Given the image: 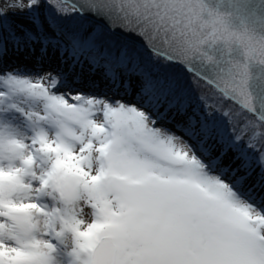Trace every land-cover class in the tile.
I'll return each mask as SVG.
<instances>
[{"label": "snow or ice", "instance_id": "obj_1", "mask_svg": "<svg viewBox=\"0 0 264 264\" xmlns=\"http://www.w3.org/2000/svg\"><path fill=\"white\" fill-rule=\"evenodd\" d=\"M63 4H11L30 26L13 27L0 9V264H264V74L250 71V61L264 65V36L231 30L203 0H115L122 32L176 42L174 55L193 65L186 70L225 83L256 116L234 135L194 107L170 67L179 59L158 51L144 57L129 36L105 35L99 24L86 36L91 22L71 18ZM98 7L73 11L99 17ZM108 31L115 32L111 24ZM209 41L229 52L239 45L243 61L217 59L203 48ZM36 45V72L2 67L10 49L34 54ZM49 47L60 67L41 74ZM194 57L214 71L196 68ZM84 60L93 73L104 69L113 93L132 95L137 77L143 107L82 91L67 93L70 103L57 93L81 83L76 68ZM217 143L223 149L213 155ZM228 150L236 168L222 166ZM81 201L91 222L80 216Z\"/></svg>", "mask_w": 264, "mask_h": 264}, {"label": "water", "instance_id": "obj_2", "mask_svg": "<svg viewBox=\"0 0 264 264\" xmlns=\"http://www.w3.org/2000/svg\"><path fill=\"white\" fill-rule=\"evenodd\" d=\"M203 2L208 10L220 14L226 20L231 30H248L258 36H264V0H203ZM89 3H95L99 6L98 10L101 12V16L98 17L92 11L87 10L83 11V15L81 16L80 12L73 11V5L80 9L82 6H86ZM63 6L68 7L79 18L90 21L92 26H96L97 24L102 25L104 32L106 31L110 35L116 34L129 36L135 41L139 48L146 53L153 55L158 51L162 54L173 55V58L179 59L180 62L173 63L172 65L193 75L201 82L221 94L226 100L231 103L233 102V104L242 111L256 119V116L247 112V110L242 107L239 100L231 98L230 90L227 89L225 83H209L208 80L201 78L197 71L186 70L193 69V65L185 63L183 55L178 58L174 55L175 51L178 50V44L176 42L173 41L168 44H162L158 39L152 40L149 39L148 36L142 38L140 36L133 35L132 33L122 32L121 27L125 25L124 12L117 9L115 6V0H64ZM203 16L205 19H208L209 11H205ZM109 24H111L114 28V33H110L108 31ZM145 41H147V43H145ZM149 46H151V51L149 50ZM203 48L205 51L216 56L217 59L231 57L243 61L242 50L237 44L232 45L230 52L226 49L223 41H218L216 43L209 41L207 44L203 45ZM157 58H159V56ZM194 59L196 68H199V65L204 63L205 69L208 72L214 71L215 65L202 62L196 57H194ZM250 71L254 76L256 74H264V65L257 61H250Z\"/></svg>", "mask_w": 264, "mask_h": 264}, {"label": "rangeland", "instance_id": "obj_3", "mask_svg": "<svg viewBox=\"0 0 264 264\" xmlns=\"http://www.w3.org/2000/svg\"><path fill=\"white\" fill-rule=\"evenodd\" d=\"M17 3H24L26 5L27 4V0H2L1 1V6L6 8L5 11L7 12V17H9L11 25L13 27L20 26V25L30 26L29 21L27 19V14L26 13H21L20 9L18 7H9L11 4H17ZM91 29L92 28L89 27L88 30L85 32V34H88L91 31ZM50 56H51V58L55 57V56H53V54H51ZM17 61L20 62V60H17ZM69 63H71V61H69ZM2 66H5V64H2ZM84 66H85L86 72L88 70V73L85 74L86 76H83L84 79L87 78L88 81L92 80V81L99 82V85H100L99 88H101V90H102L104 84H106L105 83L106 80L103 78V72L98 71L96 69L95 73H93L91 71V65L88 63L87 60H84ZM59 67L60 66L54 68L53 66H49V65L47 66V64H46L42 68L43 70L46 69V71L44 70L43 74L49 73L47 70H49L50 72H54ZM19 68L30 70L31 72H36L35 69L33 70V65L29 64V63H27V64L22 63V64H20ZM64 68H65V70H67V66L64 65ZM77 68H80L79 65L77 66ZM69 81H70V83H72V79H70ZM45 82L47 83V81H45ZM130 83H131V86L134 89L139 90L140 81H139V79L137 77H132ZM55 91L57 93H65L66 94V98H69V102L70 103H72L73 101L70 99V97L67 96V93L71 92V93L75 94V92L82 91L85 94L94 95V96H98V97L99 96H104L105 98L111 99V100L120 99V100H123L127 104H136L137 107H143L142 103H137L136 95L134 96V100L133 99L131 100L129 97H125V95H123V90L120 93H113L111 91V89H108L107 92L105 90L104 91H100V92H95V91H91L90 92V91L83 90V89L81 90V88H72L71 89V88H66V87H58ZM198 98L202 99V101H200L201 105L199 104V106L202 108V110L204 112L207 111L208 113L213 114L215 116L216 120H217L218 116L220 117V115L218 114L219 113L218 107L215 106V105H211L210 102H208L205 98H201V97H192L193 104H195V102H197L196 99H198ZM209 105L211 106V109L208 110V106ZM144 110L147 111L148 109H144ZM199 112L201 113L200 110H199ZM191 114H192L191 109H189V115H191ZM201 114H203V113H201ZM99 116H101V118L103 119L102 112H98L95 115L94 118L97 120V118H99ZM178 119H179V117H178ZM234 119H235V122H233V123H236L237 119L235 118V116H234ZM226 122H228V123L230 122V117H229V120L226 121ZM156 126L157 127H167L162 122H157ZM169 128H172V127L170 126ZM172 130H173V128H172ZM174 132H176V131H174ZM176 135L182 137L181 133H177L176 132ZM245 139H246V136H245ZM184 141H187V137H183L182 138L181 142H184ZM222 149H223V145L218 143L215 146V151H214L213 155L218 154L219 152L222 151ZM234 156H235V153L232 152L231 150H228L227 154L224 155V157H223L222 166H224L226 168L229 167V166L231 168H236L238 166V164H239V161H235L234 160ZM242 174H243L242 172L241 173H237V175H242ZM254 179H255V177H253L251 180H249L248 181V185L253 183ZM246 187H247V185H246ZM80 216H81L82 219L85 220L86 223L87 222H91V220L93 219L92 209H91L90 205L86 204L83 201L80 202Z\"/></svg>", "mask_w": 264, "mask_h": 264}, {"label": "trees", "instance_id": "obj_4", "mask_svg": "<svg viewBox=\"0 0 264 264\" xmlns=\"http://www.w3.org/2000/svg\"><path fill=\"white\" fill-rule=\"evenodd\" d=\"M1 1L2 0H0V9H3L5 11L6 8L1 6ZM69 12L71 13V18H79L72 10L69 9ZM6 18L11 25L9 17ZM90 27L93 29V27L95 26L90 25ZM104 33L105 35H110L106 31ZM85 35L87 36V34ZM141 55L148 58H151L153 56L149 53L144 52L143 50L141 51ZM157 62L164 63V61L160 60L159 58H157ZM170 67L180 76L185 86L189 88L191 97L205 98L208 102H210L211 105H215L218 107L220 117L218 116L217 121L227 132H230L234 135H239L241 134V127L246 120H256L254 117L242 111L240 108L234 105L233 102L231 103L230 101L226 100L221 94L216 92L205 83L201 82L193 75L181 70L180 68L172 64L170 65ZM97 70L104 72L103 68H98ZM234 116L237 119L236 123H233L235 122ZM229 117L230 122L228 123L226 121L229 120Z\"/></svg>", "mask_w": 264, "mask_h": 264}, {"label": "bare ground", "instance_id": "obj_5", "mask_svg": "<svg viewBox=\"0 0 264 264\" xmlns=\"http://www.w3.org/2000/svg\"><path fill=\"white\" fill-rule=\"evenodd\" d=\"M36 52L34 54L32 53H29L27 51L25 52H21V53H17V52H14L12 51L11 49L9 50L8 54L6 56L3 57V62L2 64H5V66H2L4 67L5 69H8V70H12L14 68H17L20 66V64L24 63V64H32L33 65V70L35 69V71H37V66H36V57L39 56V45H36ZM51 54H53V58H51ZM17 60H20V62H18ZM47 64V66H53L54 68L55 67H58L60 66V60H59V53H53L51 47H49V50H48V55L47 57L45 58L44 62L42 63V66L40 67L39 71L41 74L44 73V70L46 71V69H42L43 66H45ZM67 66V65H65ZM85 70V66H83V69L81 70L80 68H76V73H80L81 74V83L80 84H77V85H73L72 88H81V90H87V91H95V92H100V91H104L106 89V87L108 89H110V86H108L107 84V81L105 82L106 84H104L103 86V89L101 90V88H90L88 87V84H89V81L87 78L84 79L83 76H86L85 74L88 73V70L86 72ZM48 72H50L49 70H47ZM75 73H73L74 75ZM71 79V76L69 77V80ZM134 80V79H133ZM92 81V80H91ZM70 83V81H69ZM132 83V82H131ZM136 85V84H135ZM71 88V89H72ZM131 89H132V95H125V97H129L131 100L133 99L134 100V96L136 95V92L138 91L137 89H134L132 86H131ZM123 89L120 90V92L122 91ZM124 95V94H123ZM197 102H195L194 107H197L201 113H204V111L202 110V108L199 106L200 104V101H202V99L198 98L196 99ZM201 105V104H200ZM211 109V106L209 105L208 106V110ZM103 119L101 118V116H99V118H97V122H102ZM163 123V122H162ZM164 124V123H163ZM167 127H172V125H167L165 124ZM173 128V131H176L174 127ZM179 133V132H177ZM182 134V133H181Z\"/></svg>", "mask_w": 264, "mask_h": 264}, {"label": "clouds", "instance_id": "obj_6", "mask_svg": "<svg viewBox=\"0 0 264 264\" xmlns=\"http://www.w3.org/2000/svg\"><path fill=\"white\" fill-rule=\"evenodd\" d=\"M233 31H236V32H243L244 30H241V31L233 30Z\"/></svg>", "mask_w": 264, "mask_h": 264}]
</instances>
